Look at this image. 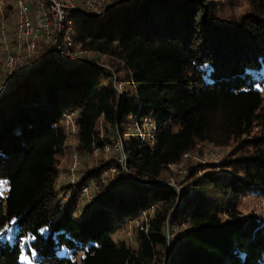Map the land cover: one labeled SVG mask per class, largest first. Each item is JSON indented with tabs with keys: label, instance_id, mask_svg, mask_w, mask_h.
Listing matches in <instances>:
<instances>
[{
	"label": "trees",
	"instance_id": "obj_1",
	"mask_svg": "<svg viewBox=\"0 0 264 264\" xmlns=\"http://www.w3.org/2000/svg\"><path fill=\"white\" fill-rule=\"evenodd\" d=\"M0 2L8 13V1ZM77 20L73 47L112 58L121 97L108 71L62 68L49 47L13 74L0 98V183L7 186L0 264H23V251L37 264H264V205L261 218L241 214L247 200L264 203V0H116L104 18ZM63 110L78 114L76 151L85 158L65 204L54 192ZM145 118L155 124L152 149L123 137L126 125ZM115 131L139 178L167 177L168 165L203 143L228 150L222 166L229 172L200 178L203 167L186 161L193 195L178 207L162 185L117 176L104 187L106 164H96L93 151L102 157ZM88 183L95 198L80 214L78 195ZM151 207L145 234L135 226L132 244L115 237ZM177 229L180 243L168 258L167 230Z\"/></svg>",
	"mask_w": 264,
	"mask_h": 264
},
{
	"label": "built area",
	"instance_id": "obj_2",
	"mask_svg": "<svg viewBox=\"0 0 264 264\" xmlns=\"http://www.w3.org/2000/svg\"><path fill=\"white\" fill-rule=\"evenodd\" d=\"M49 9L51 10L53 24L50 27L48 13L44 10L43 3H39L40 11L33 12L30 4L27 0H12L10 2L11 9L10 14L13 15L12 27L15 30L14 41L7 38V27L5 20L4 6L0 3V98L8 88V82L11 78L12 71L18 66L23 67L26 62L28 65L35 53L37 46L36 41L43 38L44 41L51 43L52 51L50 53L51 59L60 65L62 68L68 69L74 65L71 59L72 41L70 34L75 26V21L78 18L85 17L87 15L96 16L98 18L105 17L107 10L112 6L113 0H46ZM38 7V6H37ZM56 32V37H52L50 33ZM66 33V37L62 40L61 36ZM16 46V47H15ZM14 50V52H11ZM20 50H25V54L21 55ZM75 55V54H74ZM73 55V56H74ZM27 65V66H28ZM26 66L24 67V69ZM112 83L115 87L118 95L121 97L122 82L117 81L115 77H112ZM75 111H63L62 124L66 129L72 130L78 129L77 121L74 120ZM129 131H134L139 135V141L148 148L152 149L155 140V127L150 119L145 118L140 122L133 121L128 125ZM150 130L151 132H147ZM116 141L119 142L117 146ZM115 149L116 157L121 163V167L124 170L123 177L128 181L135 182L140 186L149 185V182L144 178L137 177L134 173L127 171L125 156L122 153L121 142L117 136L112 140L111 145H105L104 151L108 153ZM221 153L220 151H218ZM94 155H98L97 150H94ZM72 166H68V172L58 174V183L65 182V184H56L57 189L61 186L68 187L76 186L78 180V168L80 163L78 155L73 151L71 155ZM208 156L215 161L220 160V156L216 151L208 152ZM122 158V160H121ZM183 158H190L189 154H184ZM117 171L116 168L108 169L103 175V183L107 181L108 177L113 176ZM125 174V175H124ZM121 176V175H120ZM125 179V180H126ZM109 181V180H108ZM160 184V183H159ZM79 200L82 202H90L93 200L94 193L91 186L86 185L80 189ZM152 208V207H151ZM142 219L146 220L147 214L141 213ZM133 222H129V228L133 226ZM146 226V224H145ZM140 227L141 231L147 232L148 227ZM137 227V226H136ZM131 232H129V236Z\"/></svg>",
	"mask_w": 264,
	"mask_h": 264
},
{
	"label": "rangeland",
	"instance_id": "obj_3",
	"mask_svg": "<svg viewBox=\"0 0 264 264\" xmlns=\"http://www.w3.org/2000/svg\"><path fill=\"white\" fill-rule=\"evenodd\" d=\"M7 1H8V5L11 7L10 2H12V0H7ZM27 1L31 6L32 11L33 12L37 11V13L40 11V8H39L40 4L39 3H43L44 10L49 14L48 19H49V24L51 27L53 24V18H52V15L50 16L51 10L49 9V7L47 5V1L46 0H27ZM115 1L116 0H113L112 4ZM0 3H2V2H0ZM87 16H92V15H87ZM94 17H96V16H94ZM96 18H98V17H96ZM102 18H104V17H100L99 19H102ZM13 19H14V17H13V15L10 14V10L8 11V13L5 12V20L4 21L7 23L6 24L7 38L12 40V41H14V39H15V30L12 27ZM77 21L78 20L76 19L75 26L72 29V32L70 34V39L72 37L73 31L76 28ZM50 34L53 38L56 37L55 31L50 33ZM65 37H66V33L64 34V38ZM71 41H72V39H71ZM36 43H37V46L35 48V53L32 56L30 64L28 65V62H26L23 67L17 65V67L14 68V70L12 71V74H11L12 76L14 73H25L28 69H30L33 66V63L35 62V60L37 59V56L39 54L40 49H42L43 47H49L50 48L49 53H48V57L51 58L50 57V53L52 51L51 43L44 41L43 38L37 40ZM11 52H14V50H12ZM19 53L21 55H24L26 52H25V50H20ZM70 53H71V59L74 62L73 63L74 65H72L71 67H75V66H78V65L83 64V63L92 64V65H94L93 67H95V68H100V69L108 71L111 74V80H112V77H115V79L117 81L122 82V85H124L123 80L120 79L119 76L113 72V69L109 65V61L112 58H110L104 54H101L99 52H96V51H81L78 48L73 47V42H72V49H71ZM25 66H26V68L24 69ZM12 76L8 82V88H9L10 84L12 83ZM113 85L114 84L112 83V86ZM8 88H7V90H8ZM113 88L115 89L114 86H113ZM122 88H123V86L121 87V90H122ZM7 90L5 91V93L7 92ZM115 91H116V89H115ZM263 94H264V89H263ZM33 105L38 106L37 104H33ZM63 111H66V110H63ZM63 111H62V113H63ZM62 113H61V118H62ZM77 116H78V114L76 112V114L74 115V120L77 119ZM98 125H99V131H100V138H102V133H101L102 121H101V119L98 120ZM128 125H126V132L123 133V137L125 139H127L129 136H132L133 138H135L136 140L139 141V135L136 134L134 131H129ZM63 129H64V133H65L64 151H63L64 154H63V157L60 158V160L57 164V168H56L57 169V176L60 173L66 174L68 172V166L69 165L72 166V164H73V163H71L72 162L71 158H73L71 155H73V151H74L80 159V163L77 166V168H78V180L80 181L81 176H82V172H84V170H85V168H84L85 158H82L76 151V147L78 144L77 136H78L79 129H77V131L72 130L70 128L66 129L64 127V125H63ZM147 132H151V131L148 130ZM111 136L112 137L110 138V143L104 144V147H105V145H111L112 140L117 136L118 140L121 142V146H122V150H123L122 153L125 156V160L127 161L125 151H124V147H123V143H122V138L119 135V132H117V131L112 132ZM154 142H155V140H154ZM115 143H117V146L120 147L119 146L120 144L118 141H116ZM139 143H141V142L139 141ZM141 144L143 146H145L143 143H141ZM145 147H147V146H145ZM115 151H116L115 149L111 150V148H110V151L108 153H106L104 151L103 156L100 158L98 157L99 154L94 155V151H93L94 162L96 164H98L99 160L101 159L106 164V168L102 171L101 176H100L101 183L104 187L108 186L111 182H113L117 176H120V175L122 176L124 173V170L121 167V163L119 162L120 160L118 161L117 157L115 156L116 155ZM210 151H216L220 156L219 157L220 160L215 161L214 159L209 157L208 152H210ZM218 151H220L221 153H219ZM185 154H189L190 157H192L194 159L192 160L190 158H183V156H182V160H183L182 162H180L178 164L168 165L166 167L168 173H172V174H169L167 177L160 178L156 181H148L147 180V182H149V185L145 186V187H147V186L148 187H150V186L156 187V186L162 185V186H165L166 188L172 189L176 193V196H177V200L175 202L177 207L182 203L183 199L185 198L184 197L185 194H187L188 197H192V195H193V191L191 189H187L185 186V183H184L185 174L187 173V171H189V170H187L186 165H185L186 161H190L194 164H200L203 167L197 173V176H199L200 178H203L204 174L209 173V172H217L220 174H221V172L222 173L229 172L228 167L222 166L225 158H227V156H228V150L225 148L216 146L213 143L198 144L193 151L187 152ZM121 160H122V158H121ZM110 161H111V163L108 164V162H110ZM111 168H116L117 171L113 174V176L108 177L107 181L105 183H103L104 182L103 181L104 173L107 172L108 169H111ZM126 168H127V166H126ZM126 170L129 171L128 168ZM122 178L125 181L126 178H124L123 176H122ZM220 182L222 183V181H220ZM56 184L58 186V184H65V182L58 183V178H56L55 185H54V192H55L56 198L58 199V201L60 203L65 204L69 200L70 193L72 192L73 187L72 186H68V187L61 186L59 189H57ZM86 185L91 186L92 192L94 193V197H93L92 201L86 203V202H82L81 200H79L80 195H78L77 208H78V212L80 214L83 213L84 208L87 205L91 204L95 198V186H94V184L88 183ZM6 189H7V186L3 183H0V195H5ZM122 189L126 190V186L123 185ZM74 190H76L75 185H74ZM79 194H80V192H79ZM224 199L225 198L223 196V199L220 202L221 204L226 203L227 199H225V200ZM245 204L247 205V208L242 209V211H241L242 215H248L249 212H252L253 213L252 215H254L255 218H261L262 213H263V205H264L263 201H260L257 203V202H253L252 200H247ZM143 212H145L147 214L146 220L142 219V217H141V215H142L141 213H143ZM143 212L138 214V218L135 221H133V223H132L133 226L131 228H129V222H128L126 225L125 232H118L115 237L125 238L130 244H132L133 243V237H132V234L129 236V232H131V230L135 226H137L135 228H138L139 231H141L140 227L144 228L145 224H146L145 228L148 227L149 221L152 218V216L154 215V207L150 208L147 211H143ZM222 216L225 218L227 217L225 214H222ZM178 232H179L178 229L175 231H172V232L167 230V233H168L167 234V241H168V248H169V250L167 248L168 258L171 256V249L173 248V245L180 243V241L178 240V237L176 236L178 234ZM145 233L146 232H144V234ZM169 253H170V256H169ZM20 262H22L23 264H37L35 261H32V259L24 251L20 256Z\"/></svg>",
	"mask_w": 264,
	"mask_h": 264
},
{
	"label": "bare ground",
	"instance_id": "obj_4",
	"mask_svg": "<svg viewBox=\"0 0 264 264\" xmlns=\"http://www.w3.org/2000/svg\"><path fill=\"white\" fill-rule=\"evenodd\" d=\"M150 120H151V122H152L153 126L155 127V124H154V122L152 121V119H150Z\"/></svg>",
	"mask_w": 264,
	"mask_h": 264
},
{
	"label": "water",
	"instance_id": "obj_5",
	"mask_svg": "<svg viewBox=\"0 0 264 264\" xmlns=\"http://www.w3.org/2000/svg\"><path fill=\"white\" fill-rule=\"evenodd\" d=\"M168 250H169V248H168ZM169 256H170V253H169Z\"/></svg>",
	"mask_w": 264,
	"mask_h": 264
}]
</instances>
